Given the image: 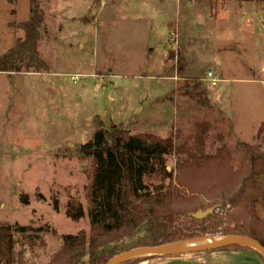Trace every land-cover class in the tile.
I'll list each match as a JSON object with an SVG mask.
<instances>
[{
    "label": "rangeland",
    "instance_id": "1",
    "mask_svg": "<svg viewBox=\"0 0 264 264\" xmlns=\"http://www.w3.org/2000/svg\"><path fill=\"white\" fill-rule=\"evenodd\" d=\"M40 7L38 52L47 68L0 72V225L29 228L14 233L18 262L50 264L65 236L83 233L88 247L99 234L88 215L93 164L80 149L100 124L170 138L176 150L166 165L185 192L174 207L194 214L224 207L264 239V176L240 195L250 149L264 151V130L257 136L264 2L40 0ZM29 19V0H0V56L25 38L19 25ZM200 124L209 126L202 155ZM222 148L228 154L220 157ZM74 201L84 210L79 221L65 213ZM219 229L206 224L181 245L227 238L210 237Z\"/></svg>",
    "mask_w": 264,
    "mask_h": 264
},
{
    "label": "trees",
    "instance_id": "2",
    "mask_svg": "<svg viewBox=\"0 0 264 264\" xmlns=\"http://www.w3.org/2000/svg\"><path fill=\"white\" fill-rule=\"evenodd\" d=\"M8 2L15 4L17 0ZM29 3L30 19L19 25L25 32V38L0 56L2 73H18L22 69L38 72L47 68L38 52L44 13L40 0H29ZM197 130L195 150L202 155L209 126L200 124ZM263 130L264 123L259 128L258 138L262 137ZM175 150L170 138L162 139L149 133L131 135L117 127L109 131L100 124L92 140L80 149L81 155L91 159L93 164L88 215L92 231L99 234L90 240L88 247L83 233L65 236L63 250L50 264H107L120 253L134 248L167 246L196 239L193 230L209 223L220 227L216 234L210 235L211 238L248 237L264 247V239L229 215L224 207L217 206L212 214L200 219L195 217L197 213H187L174 207L185 194L181 185L175 184L173 173L166 165V157ZM224 152L222 148L218 155L223 157ZM247 167L248 175L244 179V188L240 190L241 196L245 195L248 183L264 176V151L251 148ZM54 209L59 210L58 201L54 202ZM65 213L72 221L85 216L82 205L77 201L69 203ZM28 230L0 225V263L21 264L14 252V233ZM203 237L205 235L198 236L199 239ZM125 240H132V245H122ZM231 250H251L260 254L255 249L239 246L216 251ZM149 258L132 259L124 264H138Z\"/></svg>",
    "mask_w": 264,
    "mask_h": 264
},
{
    "label": "water",
    "instance_id": "3",
    "mask_svg": "<svg viewBox=\"0 0 264 264\" xmlns=\"http://www.w3.org/2000/svg\"><path fill=\"white\" fill-rule=\"evenodd\" d=\"M117 96L114 95L113 98ZM214 209H210L206 212H198L195 217L200 219L207 217L208 215L212 214ZM247 247L257 250L260 255L264 259V247L256 240L248 238V237H227L221 238L218 242H212L207 244H200L193 247H178L176 244L167 245V246H159V247H138L131 249L129 251L123 252L114 258H112L107 264H121L125 263L129 260L139 258L138 254H146L149 256L145 257H153V256H179L185 254H192V253H201V252H211L216 251L224 248L229 247ZM144 257V258H145Z\"/></svg>",
    "mask_w": 264,
    "mask_h": 264
},
{
    "label": "crops",
    "instance_id": "4",
    "mask_svg": "<svg viewBox=\"0 0 264 264\" xmlns=\"http://www.w3.org/2000/svg\"><path fill=\"white\" fill-rule=\"evenodd\" d=\"M260 37L264 38V35ZM138 264H264V259L255 251L231 250L207 252L202 255L156 256Z\"/></svg>",
    "mask_w": 264,
    "mask_h": 264
},
{
    "label": "bare ground",
    "instance_id": "5",
    "mask_svg": "<svg viewBox=\"0 0 264 264\" xmlns=\"http://www.w3.org/2000/svg\"><path fill=\"white\" fill-rule=\"evenodd\" d=\"M220 241L219 238H213V239H206V241H203V242H192L190 244H187V245H181V243L177 244L178 247H193V246H197V245H200V244H207V243H212V242H218ZM138 257H145V256H149V255H146V254H138L137 255Z\"/></svg>",
    "mask_w": 264,
    "mask_h": 264
},
{
    "label": "built area",
    "instance_id": "6",
    "mask_svg": "<svg viewBox=\"0 0 264 264\" xmlns=\"http://www.w3.org/2000/svg\"><path fill=\"white\" fill-rule=\"evenodd\" d=\"M74 81H76V77H73ZM207 81L210 83L211 87H217L221 82V79L217 76L215 72H208Z\"/></svg>",
    "mask_w": 264,
    "mask_h": 264
}]
</instances>
